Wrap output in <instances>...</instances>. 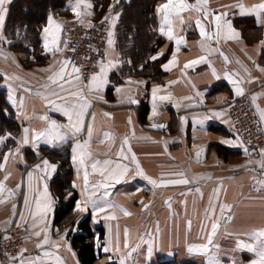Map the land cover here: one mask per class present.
<instances>
[{
	"label": "crops",
	"instance_id": "1",
	"mask_svg": "<svg viewBox=\"0 0 264 264\" xmlns=\"http://www.w3.org/2000/svg\"><path fill=\"white\" fill-rule=\"evenodd\" d=\"M128 1L110 0L105 11L101 16H98L95 11V4L97 2V5L100 6L102 0H89L93 4L91 9L93 15L85 17L83 26L87 25L88 20L93 24L94 21L109 16L110 7L111 15H120L121 6ZM165 2L166 0H162L159 5ZM189 2L194 3V0H189ZM260 2L261 0H209L210 9L228 13L226 19L232 22L233 28L240 33V36L234 40H220L219 43L215 41L205 42L204 49L200 46L201 37L196 25L189 21V14L185 13V20L190 26H186L182 33L177 29L178 33L183 35L186 40V45H181L179 52L176 53L177 64L170 66L169 71L162 68V65L168 63L175 51L174 42L169 41L162 35L165 41L159 47V50L150 57V60H153L152 57L158 56L161 51L163 52V55H159L157 58L161 59V71L154 77L151 75L125 76L119 82L111 81L110 75L118 72L123 65L130 64V60L122 57L117 49L116 27L120 16L116 20L114 29L111 27V21H108V33L109 31L114 32V45L109 48L107 44L104 62L114 60L116 66L108 73V85L97 94L102 96L103 99L99 100L94 96H89L92 107L88 109L85 116V130L78 136H69L66 140L55 144L44 143L41 139V141L36 142L37 147H33L31 143L27 145L18 143L23 137L24 128L35 130L44 128L45 121L40 119L43 115H47L59 123H67L66 117L52 110L47 105L46 100L37 95V92L48 95L43 86L51 73L44 71V69H47L49 65H55L53 71H56L60 67L57 61L63 60L61 53H57L55 56L51 53L45 54L43 29L48 26L49 17L61 23L62 26L73 23L81 24L71 11L75 0H67L62 11H49L40 31V49L33 51L32 47L29 46L25 51L11 50L8 48L11 40L7 39L6 41L3 34L7 12L3 28L0 30V36L3 37L0 38V86L6 92L7 102L15 111L21 129L13 137L15 144L10 145L2 153V157L9 152H12L13 155L9 157L5 169L0 170V180H3L4 175L10 172L11 175L4 181L6 189L16 190L18 184L21 187L16 191L13 199L0 204V228L13 224H20L25 228L24 247L27 249V252L24 253L25 257L41 254V250L37 249L35 245L42 238L31 235L33 231L31 229L32 221L28 218L24 208V196L28 193L27 173L33 172L37 164L43 167L42 162L45 159L52 164H56L57 171L61 160L68 158L71 169V185L78 195L73 210L75 214L74 225L69 224L66 220L61 223L55 222V211L59 196L50 183L56 171L50 178H47L48 191L55 202L53 212L49 215L50 236L52 240L61 244L59 255L64 258L66 264H81L76 250L70 243L68 233L70 230L75 231L77 223L88 214L94 228L102 226L104 229L101 242L97 239L98 233L95 236L96 250L99 256L94 264H119V257L116 253H104L102 251L105 241L109 239L110 228L114 242L116 233L119 232L121 252L126 251L123 247L125 228L129 229L128 239L133 246L136 243H133L132 239L135 238L142 237L143 241H148L150 238L155 239L154 251L151 257L147 255L148 244L141 242L140 250L133 256L136 264H158L159 258L170 260L172 264H190L192 262L203 264V257L189 254L187 245L189 243L200 244L204 242L200 230L202 223H207L205 210L209 206L213 190L221 182L223 187L219 201L232 206L231 212L225 214L231 215V221L221 222L220 234L216 237L222 264H250L256 258L251 251L237 248L235 238L224 235V232L227 230L229 233H246L252 229L264 227V188L256 184V180L264 178V171L260 170L257 164L264 157H261L260 151L251 150L247 147L249 154H245L242 148L228 146L221 143V141L232 140L236 142L237 140L229 116V103L238 96L235 95L234 85L228 79V75L236 80L243 78L240 86L245 90L244 93L248 92L252 97L256 95L255 107L259 105L260 109H264V71H260V69H264V44L261 43L264 41V12H261V23H258L255 14L241 15L240 9L236 6L242 3L250 8ZM10 4H7V9H9ZM192 15L195 17L194 13ZM208 30L211 31V26L208 27ZM249 40L252 41L249 42ZM60 47H62V31ZM209 49L218 50L209 52ZM201 56L206 57L204 62L185 68V64L197 60ZM225 56L228 58V62L224 60ZM213 69H215V75H213ZM8 76H18L20 79L9 81ZM89 78L82 76V84L87 85ZM139 81L146 83H136ZM173 81L175 83H169ZM9 84L16 90L14 99L17 101V105L23 100L22 108L11 102ZM156 85L161 86L158 95H168L170 93L173 99L158 102L156 114L153 115L151 92L153 86ZM29 88L31 92L26 91ZM109 88L112 89L110 93ZM116 88H121L122 91L117 93ZM197 93H202V95L198 96ZM85 94H87V89H85ZM129 95L138 103L121 102ZM183 97H192V99L185 100ZM53 99L55 98L53 97ZM177 102L180 104L179 108L175 106ZM141 103H145L144 106L148 107L144 120H141L139 116ZM188 104L193 106L186 107ZM215 112H223L224 115L217 117L214 115ZM104 113H109L110 116H105ZM93 115L95 116L94 121ZM129 117H131V124H129ZM181 117H187V122H182ZM197 120H203V124H197L195 122ZM154 124L166 125V127H153ZM89 125L93 127L90 150L96 159H118L116 153L120 150L123 138L127 136L132 152L135 153L141 168L147 176L159 180L161 174H166L165 179H171L177 177L168 176L167 174L185 172L191 178L194 175L210 173L212 179L193 182L188 185L153 187L142 176L136 175L134 163L121 160V162L129 164L131 170L123 181L109 189L110 199L123 205L132 215L126 216L119 208L109 209V213L114 211L116 219L105 220L104 216L108 213L96 215L91 205L88 206L87 212L78 211L76 209L77 203L80 202L83 206L82 187L75 188L73 185L74 183L83 184V171L81 170L79 176L77 175L72 156L77 141L82 143L87 138V127ZM133 130L134 136L131 134ZM105 132H110L112 136L106 139ZM102 140L103 143L100 142ZM239 140L242 141L241 138ZM6 141L7 139L3 145ZM165 143L167 144L166 149ZM3 145H0V148ZM194 145L205 149V154L199 162L195 157L197 147H194ZM217 146L229 150H238L239 153L224 158L218 153ZM17 147L20 148L18 156L15 154ZM126 148L127 146H125ZM53 154L55 156L51 158ZM250 161L252 163L249 165ZM2 162L1 159L0 163ZM88 163L89 171H91V161ZM245 165L248 166L245 167ZM40 175L39 172H33L34 178ZM99 179L98 174L89 177L90 182ZM39 187L42 190L43 181H40ZM197 188L200 189L199 192L196 191ZM178 192L180 193L178 194ZM6 195L7 192H5ZM69 195L70 193H67L66 196ZM140 201H143V203ZM13 204L16 205L17 215L15 217H13L12 212ZM144 204L149 205L147 210L144 209ZM157 205L163 207L157 208ZM21 212H25L26 223L19 218ZM145 212L147 214L146 218L144 217ZM216 216H220L219 206H217ZM9 220H11V223H8ZM145 220L150 222V225L149 228L143 229ZM188 220L192 222L190 230L187 226ZM193 236L196 239L191 241ZM61 237H65V239L61 240ZM65 245H70L71 250L69 251L64 247ZM73 253H75L74 256ZM8 264H19V262L17 260ZM47 264H54V262L49 261Z\"/></svg>",
	"mask_w": 264,
	"mask_h": 264
},
{
	"label": "snow or ice",
	"instance_id": "2",
	"mask_svg": "<svg viewBox=\"0 0 264 264\" xmlns=\"http://www.w3.org/2000/svg\"><path fill=\"white\" fill-rule=\"evenodd\" d=\"M11 0H0V30H2L5 17L8 12L6 4L10 3ZM240 9V14H255L257 16V22L260 21V14L264 12V0H261L260 3L252 5L250 8L246 7L244 4L236 5ZM228 7V6H225ZM93 4L89 0H75L74 5L71 7V11L75 14L78 22L81 25L85 24V17H91L93 12L91 9ZM110 15L104 17V21H111V27L114 29L116 20L119 17V14L115 16L111 15V7L109 9ZM157 15L159 17V33L166 37L169 41H173L175 44V51L172 54L171 59L168 63L163 64L162 68L165 71L170 70V66H175L177 64V55L181 45H186V40L183 35H180L177 31L183 32L186 26L190 24L185 20L184 14H189V21L194 23L198 29L199 35L201 37L200 46L202 49L205 47V42L215 41L219 43L220 40H234L238 39L240 33L237 32L230 20H227V12H219L215 9L209 8V0H194V3H190L189 0H166L165 3L160 4L156 9ZM195 14L193 17L192 14ZM211 17V19H209ZM104 21H101L103 23ZM87 27L91 28L94 25L90 20L87 21ZM211 26V31L208 30V27ZM62 24L56 22L51 17L48 20V26L43 29V48L45 49V54L51 53L55 56L57 53H63L64 48L67 47V41H64V48L60 47L61 43V31ZM114 32L109 31L107 44L109 48L114 45ZM0 38H3L0 36ZM264 44V41L261 42ZM218 49H209L208 51H217ZM75 51V49H71ZM159 55H163L161 51ZM221 55H223L221 53ZM158 56L152 57L153 60L157 59ZM7 58V57H5ZM206 60L205 56L199 57L197 60L189 61L185 64V68L191 67L200 62ZM224 60L228 62V58L225 56ZM239 63V61H237ZM60 67L58 70L53 71L55 65H49L44 71H48L51 74L47 77V81L43 86L47 91L48 95H45L43 92H37V95H40L44 100H46L47 105L50 108L58 113H61L67 119V123H59L56 120L51 119L47 115H43L40 119L45 121V127L40 130H35L31 128L23 129V137L18 143L22 145L32 144L33 147H37L36 142L43 139L44 143L55 144L56 142H62L66 140L69 136L76 137L82 131L85 130V116L88 113V109L92 107V101L89 96H94L96 99L102 100L103 97L97 95L105 89L108 85V73L109 71L116 66L114 60H108L105 63L103 60L99 62V71L93 73L87 85L82 84V74L81 69L77 67L69 58H65L61 61H57ZM259 67V66H257ZM247 71V69H245ZM264 71V69H260ZM213 75H215V69H213ZM226 75H228L226 73ZM239 75L238 73L236 74ZM250 75V74H249ZM9 81L19 80L18 76H8ZM219 78V77H217ZM228 79L234 85V92L236 96L244 95V89L240 85L243 82V78L239 80L233 79L231 75H228ZM138 84L146 83L144 81L136 82ZM175 83L173 82H169ZM54 85V87H52ZM11 90V102L14 105H17V101L14 99L15 89L11 87V84L8 85ZM194 87V86H193ZM85 89H87V94H85ZM27 92H31V89H26ZM117 93L121 92V88H116ZM161 91V86H153L151 96H152V114H156V109L158 107V102L169 101L172 98L171 94L168 95H158ZM198 96L202 93H197ZM53 97L55 99H53ZM185 100H191L192 97H183ZM253 104L257 99V96L254 95L252 98ZM127 103H138L137 100L132 98V96H127L125 100L121 101ZM23 100L17 105L19 108L23 107ZM177 108L180 107V104L177 102L175 105ZM193 105L188 104L186 107H192ZM260 121L264 123V109H260L259 105H256ZM105 116H110L109 113H104ZM215 116L219 117L224 115L223 112H215ZM151 118V117H150ZM187 117H181L182 122H187ZM95 116L93 115V121ZM197 124H203V120L195 121ZM227 123V121H225ZM129 124H131V117H129ZM153 127H166V125H152ZM135 135L134 130L131 133ZM10 134L5 136H0V145H3L4 141L8 139ZM105 138H110L112 134L110 132L104 133ZM93 139V127L89 125L87 127V138L81 143L77 141L75 148L73 149L72 160L76 165L77 175L79 176L81 170L83 171L82 181L83 184H75V188H81V197L83 200V206L80 202L77 203L76 209L78 211L87 212L88 206L91 205L94 213L100 215L103 213H108L104 216L105 220H115L116 215L113 212L109 213V209L119 208L126 216H131L132 213L124 208L123 205L118 204L117 202L110 199L109 189L113 188L115 184L120 183L127 176L131 170L129 164L121 162L131 161L135 164L136 175L142 176L147 180L153 187H167L169 185H188L193 182H200L204 180H211V174H198L194 175L191 178L185 172L170 173L168 176H173L177 178L165 179L166 174H161L159 180L154 179L150 176H147L139 164V160L136 157L135 153L132 152L131 145L129 143V138L126 136L121 142L120 150L116 153L118 159L114 160L112 158H106L103 160L96 159L93 152L90 150V143ZM103 143L104 141H100ZM221 143L232 146L240 147L243 149L245 154H249L248 148L239 140L237 136L236 142L232 140H224ZM125 146L127 148L125 149ZM194 147H197L194 145ZM167 144L165 143V149ZM20 153V148L15 149V154L18 156ZM205 154V149L203 147H197L195 157L199 162L202 156ZM13 155L12 152L6 153L2 158V163H0V170L5 169L9 157ZM107 155V154H105ZM261 157H264V149L260 150ZM89 161H91L89 171ZM43 167L40 164H37L33 169V172L41 173L40 176L34 178L33 172L27 173V188L28 193L24 196V208L28 214V218L31 219V232L32 236L41 238L37 241L35 247L41 250V254H38L33 257H25L24 253L27 252V249H21L17 257H12L13 261L19 262V264H47L49 261H53L54 264H66L63 257L59 255L61 244L58 241L51 239L50 232V220L49 215L53 212L54 200L52 199L51 193L48 191L47 178H50L57 169L56 164L50 163L47 159L43 160ZM252 162H249V165ZM260 170L264 171V159H261L257 162ZM248 165H245L247 167ZM98 174L100 179L94 182H90V175ZM11 175L10 172L4 175L3 180H0V204L6 203L8 200H11L15 197L16 191L21 187L20 184L17 185V189H6L4 181L8 179ZM255 179V178H254ZM40 181H43V188L39 187ZM256 184L261 188H264V178L256 180ZM222 182L221 184L213 190V195L209 200V206L205 210V220L207 223H202L201 225V237L203 243L193 244L189 243L187 245V251L189 254L203 257V264H222L220 258L219 244L216 242V237L220 234L221 222L222 221H231V215H225L226 213L231 212L232 206L227 203H220L219 196L222 191ZM259 190V189H257ZM197 192L200 191L199 188L196 189ZM5 192L7 195L5 196ZM143 203V201H140ZM217 206H219L220 216H216ZM149 208L148 204H144V209ZM13 217L17 215L16 205L12 206ZM19 218L21 221L27 222L25 212L19 213ZM11 223V220L8 221ZM19 227L20 224H17ZM188 229H191L192 222L191 220L187 221ZM110 236L107 241H105L102 251L104 253L114 252L119 257V264H136L133 256L141 248V242L148 244L147 255L151 257L154 251L155 239L150 238L148 241H143V238H138V241L133 246L129 242V229H124V245L123 247L126 251L121 252L120 241H119V232L117 231L115 236V242L111 236V228L109 229ZM224 235L232 236L235 238L236 247L241 250H248L254 253L255 259H253L250 264H264V227L259 229H252L246 233H229L225 230ZM10 237L5 236L4 239H9ZM61 240L65 237H61ZM98 239V238H97ZM99 246V245H98ZM69 251L71 250L70 245H65ZM75 253H73V256Z\"/></svg>",
	"mask_w": 264,
	"mask_h": 264
},
{
	"label": "trees",
	"instance_id": "3",
	"mask_svg": "<svg viewBox=\"0 0 264 264\" xmlns=\"http://www.w3.org/2000/svg\"><path fill=\"white\" fill-rule=\"evenodd\" d=\"M66 1L47 0V4L41 2V4L35 5L34 9H32V19L28 21L22 19V17L28 15L29 7L27 5L28 3L33 4V0H13L9 5L4 28L5 37L11 40L8 48L25 51L31 46L33 51L40 49V31L49 11H62ZM161 1L129 0L121 6L120 18L116 27L117 49L122 57L130 60V64L123 65L118 72L111 74V81L119 82L125 76L151 75L154 77L161 71V59L150 60L152 54L157 52L165 41V38L158 31L159 19L156 13V7ZM109 3L110 0H102L101 5L98 6L96 2V14L101 16ZM251 41L249 40V42ZM111 90L109 88V93ZM144 105L145 103L140 104L139 116L141 120L145 119L148 110V107ZM20 129L21 125L16 119V113L7 102L4 88L0 86V136L10 134L6 143L0 148V158L5 149L15 144L13 137L19 133ZM249 149L253 150L251 147ZM217 150L224 158L239 153L238 150H229L221 146H217ZM53 156L55 154L51 155V158ZM70 175L69 159H63L50 185L56 189L59 196V202L55 211V222L61 223L66 220L69 224L74 225L75 214L73 210L78 195L72 188ZM67 193H70L68 197L66 196ZM65 197L67 198L65 199ZM97 233L99 241L102 240L104 229L102 226L94 228L91 225L89 214L77 223L75 231H69L68 237L70 243L76 250L81 264H94L99 256L95 242ZM158 261V264H172L170 260H162L161 258ZM190 264L196 263L192 262Z\"/></svg>",
	"mask_w": 264,
	"mask_h": 264
},
{
	"label": "built area",
	"instance_id": "4",
	"mask_svg": "<svg viewBox=\"0 0 264 264\" xmlns=\"http://www.w3.org/2000/svg\"><path fill=\"white\" fill-rule=\"evenodd\" d=\"M104 18L93 22V27L76 23L62 27V58H69L81 69V74L89 78L99 70V62L104 61L107 51L108 21ZM75 49V51H71ZM248 92L236 97L229 103V116L236 136L256 151L264 149V123L260 121L258 111ZM25 228L16 224L0 228V264L13 262L21 249H25ZM10 237L4 239V237Z\"/></svg>",
	"mask_w": 264,
	"mask_h": 264
},
{
	"label": "rangeland",
	"instance_id": "5",
	"mask_svg": "<svg viewBox=\"0 0 264 264\" xmlns=\"http://www.w3.org/2000/svg\"><path fill=\"white\" fill-rule=\"evenodd\" d=\"M13 0H11V2H12ZM10 2V3H11ZM41 2H45L46 4H47V0H33V4H30V3H28V7H29V13H28V15L27 16H23L22 17V19H25V20H28V21H30L31 19H32V9H34V6L35 5H39V4H41ZM9 3V4H10ZM6 7H7V4H6ZM3 34H4V30H3ZM4 37H5V35H4ZM5 40L7 41V38L5 37ZM6 47V46H5ZM246 147H248V146H246ZM249 148V147H248ZM254 150V149H253ZM170 188V187H169ZM173 189V188H172ZM188 192V191H187ZM187 192H185V193H187ZM180 192H178V194H179ZM159 207H163V206H161V205H157V208H159ZM190 207V206H189ZM152 211V210H151ZM146 216H147V214H146V212H145V215H144V217L146 218ZM149 225H150V222H147V220H145L144 221V224H143V229H145V228H149ZM132 228V227H131ZM140 229L142 228V226L141 227H139ZM196 239V237L195 236H193L192 237V239H191V241H193V240H195ZM133 240V243H136L137 241H138V238H135V239H132Z\"/></svg>",
	"mask_w": 264,
	"mask_h": 264
}]
</instances>
